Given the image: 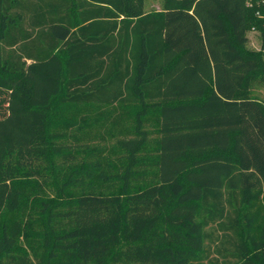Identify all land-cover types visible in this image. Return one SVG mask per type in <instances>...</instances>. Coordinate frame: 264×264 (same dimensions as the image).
<instances>
[{"label": "trees", "instance_id": "obj_1", "mask_svg": "<svg viewBox=\"0 0 264 264\" xmlns=\"http://www.w3.org/2000/svg\"><path fill=\"white\" fill-rule=\"evenodd\" d=\"M145 2L0 0V215L18 216L0 232V264H264L251 214L264 193V55L246 49L249 0ZM72 106L137 108L118 170L89 161L97 149L77 133L73 148L55 140L70 135H52V115Z\"/></svg>", "mask_w": 264, "mask_h": 264}, {"label": "rangeland", "instance_id": "obj_2", "mask_svg": "<svg viewBox=\"0 0 264 264\" xmlns=\"http://www.w3.org/2000/svg\"><path fill=\"white\" fill-rule=\"evenodd\" d=\"M164 0H146L145 10L146 12L154 10H162ZM249 9L253 18V23L250 24L248 31V43L246 46L247 51H258L264 55V0H249ZM257 95L264 101V89L257 91ZM137 108L133 106H72L64 109L63 111H56L52 115V127L50 132L52 135H60L68 133V135H74L75 133L79 143L87 145L89 148L97 149L93 153V158L89 161L100 160L103 163L111 162L115 169L118 170L122 161L121 154L115 150L118 140L124 137H131L134 134L136 125ZM69 121V123H86L88 128L79 130L76 128L65 130V127L60 126L58 121ZM145 129L150 135V141L148 145L149 154H154L155 141L158 138L159 122L158 116L155 113H150L145 119ZM69 136V137H70ZM57 139L56 141L66 143L67 145H74L76 141L72 138ZM72 152L77 161L87 158L82 150L67 151ZM57 165L61 166V161L56 160ZM56 178V177H55ZM67 175L57 176L59 180L58 186L52 187V192L47 193L54 199L60 200L62 195L56 192L58 187H62V182L66 180ZM54 180V176L51 177ZM70 195L76 193L74 190L68 191ZM41 194L39 197H41ZM45 194L44 196H47ZM68 194V196H69ZM43 195V194H42ZM36 194H33L32 198ZM66 196V195H65ZM38 197V196H37ZM34 212V208L31 209ZM253 217L257 219V228H260L264 221V193L261 195V199L254 204L251 211ZM18 219L17 215L4 214L0 215V232L4 224L11 225ZM32 246V247H31ZM23 245V249L29 254L31 260L34 263L43 262L46 259L45 250H42L38 245ZM43 257V259H40ZM209 264V263H203Z\"/></svg>", "mask_w": 264, "mask_h": 264}]
</instances>
